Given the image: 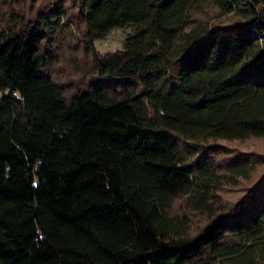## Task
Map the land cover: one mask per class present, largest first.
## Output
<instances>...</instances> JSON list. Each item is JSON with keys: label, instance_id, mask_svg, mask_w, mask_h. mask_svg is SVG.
<instances>
[{"label": "trees", "instance_id": "obj_1", "mask_svg": "<svg viewBox=\"0 0 264 264\" xmlns=\"http://www.w3.org/2000/svg\"><path fill=\"white\" fill-rule=\"evenodd\" d=\"M251 137L264 0H0V264H264Z\"/></svg>", "mask_w": 264, "mask_h": 264}, {"label": "rangeland", "instance_id": "obj_2", "mask_svg": "<svg viewBox=\"0 0 264 264\" xmlns=\"http://www.w3.org/2000/svg\"><path fill=\"white\" fill-rule=\"evenodd\" d=\"M218 10H213L210 15L213 17ZM229 15H216L215 20L226 21ZM134 32L133 26H125L122 28H114L102 38L94 40L95 48L99 52H112L121 49L126 38ZM227 147H235L242 151H256L264 154V139L259 137H251L242 141L221 142ZM264 172V167L260 173ZM244 184L236 187H224L219 191L222 200L228 203H234L244 193Z\"/></svg>", "mask_w": 264, "mask_h": 264}]
</instances>
